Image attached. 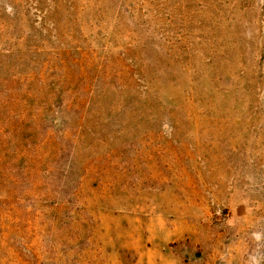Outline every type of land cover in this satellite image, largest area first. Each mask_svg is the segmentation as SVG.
Instances as JSON below:
<instances>
[{
	"label": "rangeland",
	"instance_id": "rangeland-1",
	"mask_svg": "<svg viewBox=\"0 0 264 264\" xmlns=\"http://www.w3.org/2000/svg\"><path fill=\"white\" fill-rule=\"evenodd\" d=\"M27 1L0 0L40 50L0 72V264H264V0Z\"/></svg>",
	"mask_w": 264,
	"mask_h": 264
},
{
	"label": "trees",
	"instance_id": "trees-1",
	"mask_svg": "<svg viewBox=\"0 0 264 264\" xmlns=\"http://www.w3.org/2000/svg\"><path fill=\"white\" fill-rule=\"evenodd\" d=\"M31 3H35L36 6H47L50 10V13H54L57 10H60L62 8H69V4H70V0H28V6H31ZM10 9L13 11V17L14 20L12 21V23H6V25L2 24V27H6V31H17L19 30V32L22 31V27L24 24H28L27 20H24L21 15L19 14V10L15 8V6H11ZM36 10H40V9H36ZM31 30H33V27H29ZM13 36L11 35L10 38H7L5 36H3L2 34V38H0V46L2 45H6L9 47V49H4L1 50L0 49V72L2 71H10L11 68H16L15 66H20V64L16 63V62H21L23 63L24 66H32L29 64H33L35 65L38 62V59L36 58V55H38L37 51L40 50H36L38 46L36 45H32L31 43L36 42L35 40H31L30 38H25V37H16L14 39H12ZM4 39H8L9 41H4ZM40 42H45V41H40ZM49 43V42H46ZM12 44V45H10ZM36 48L33 49L31 47ZM15 60H17L15 62ZM22 65V66H23ZM155 74V69H153L151 67V74ZM138 76L140 77L139 80L143 81L144 83H146V85L144 86V91H140V88H138V90H134V92L136 94H134L133 96H129V94L132 93L131 90H125L122 91L120 94H116L119 95V99H121V101H123V103H125V101H128L129 98L133 99V102H130L133 106L140 103V102H151V100H157L156 95L153 93L154 90L148 91V89L154 88V86L157 84L156 82L159 81L158 77H152L150 75H145L142 71H138ZM157 76V75H156ZM146 89V90H145ZM109 118V122L112 120V115H107ZM117 117V116H115ZM125 118H127L126 122H125V127H123L121 134H115L112 135V138L106 134H102L103 138H100V136H97L96 132L91 130V132H89L90 128H86V126L82 128L81 133H80V138H79V145H82V142H84V140L89 139V140H93V147L92 148H99V146L101 147V144L104 145H109L110 139L112 140H116V138H118L117 136L119 135H130V134H134L136 132H138L140 130V128L138 126L133 127L132 124H130V121L132 118L129 117L128 112L125 113ZM130 118V119H129ZM88 123V122H87ZM117 133V132H116ZM102 137V136H101Z\"/></svg>",
	"mask_w": 264,
	"mask_h": 264
}]
</instances>
